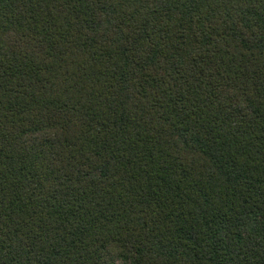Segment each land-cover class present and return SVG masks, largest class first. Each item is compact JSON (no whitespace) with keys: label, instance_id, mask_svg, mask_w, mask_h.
I'll return each mask as SVG.
<instances>
[{"label":"trees","instance_id":"obj_1","mask_svg":"<svg viewBox=\"0 0 264 264\" xmlns=\"http://www.w3.org/2000/svg\"><path fill=\"white\" fill-rule=\"evenodd\" d=\"M0 264H264V0H0Z\"/></svg>","mask_w":264,"mask_h":264}]
</instances>
